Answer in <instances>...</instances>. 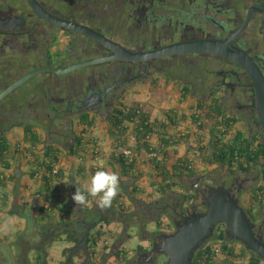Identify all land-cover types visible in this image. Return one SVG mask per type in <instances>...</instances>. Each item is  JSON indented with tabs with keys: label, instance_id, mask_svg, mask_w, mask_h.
Listing matches in <instances>:
<instances>
[{
	"label": "flooded vegetation",
	"instance_id": "1",
	"mask_svg": "<svg viewBox=\"0 0 264 264\" xmlns=\"http://www.w3.org/2000/svg\"><path fill=\"white\" fill-rule=\"evenodd\" d=\"M35 2L51 17L92 29L133 52H149L191 39L221 40L230 50L243 52L264 81V0ZM109 54L111 51L96 40L42 17L28 0H0V92L34 69L66 68ZM142 90L147 94L146 101L162 109L190 110L200 102L217 99L224 116L236 119L234 132L241 130L249 139L264 144L252 76L230 58L213 53L108 61L63 74L43 71L0 100V136L25 124L61 126L50 131L61 136L68 126L69 147L81 115L98 117L99 111H104L107 119L113 108L127 102L128 106L143 109L140 103L130 104ZM262 178L259 164L250 170L232 169L220 178L208 173L200 175L189 186L195 194L192 201L200 199L192 203V209L205 210L201 191L227 189L244 210L249 203L253 205L258 219L251 215L249 218L254 231L263 237L264 210L258 215L259 203H251ZM141 254L144 253L135 258L136 264L143 259Z\"/></svg>",
	"mask_w": 264,
	"mask_h": 264
},
{
	"label": "trees",
	"instance_id": "2",
	"mask_svg": "<svg viewBox=\"0 0 264 264\" xmlns=\"http://www.w3.org/2000/svg\"><path fill=\"white\" fill-rule=\"evenodd\" d=\"M172 111L166 112L165 117H154L151 118L149 112L144 111L139 106L132 107L128 104H122L119 107L113 108L109 117L107 118V131L110 143L116 147L127 145L128 135H134V151L135 157L132 159H124L120 155L112 157L115 163H118L120 168L125 174L127 172L133 173L136 170L137 158L149 152H157V148L151 143L148 135L156 134L159 140V144L162 147L161 154L162 158L168 157L167 148L175 145L177 142L174 140L175 137L169 136L166 132L169 126H178L179 121L185 117H177V115H171ZM192 122L196 125L197 130L200 132L197 139V149L200 153V160L204 163L213 162L226 166L229 170L232 169H246L250 170L254 165L259 164L262 173L263 182L255 189L254 195L252 196V204L259 203L258 215L264 210V144L259 142L257 139H249L241 130H236L232 137L228 138V132L236 124V119L224 116L223 109L219 105L217 99H212L208 102H200L196 105L195 112L191 116ZM96 116L85 113L80 116V122L78 124V131L74 132V141L68 147V149H61L55 146L53 143L45 142L35 126L32 124H25L22 126V136L18 141L11 142L8 136H0V166L2 171L0 175H3L4 170L10 168V161L15 157L19 156L22 158L28 157L27 164L30 166V177L32 179L38 178L40 182V192L44 197V204L40 207V211L46 213L51 211L53 207L63 212V221H58V224H64L65 218L71 216L70 220L74 221L73 225H67L61 231L53 233L48 242L44 241L36 246L35 259L33 264H47V251L45 247L48 243L54 241H68L72 242L73 246L63 251L65 261L63 264H74L73 253L78 247L83 246L84 251L87 254V262L83 264H94L93 259L96 255V241L100 235L99 227L102 223H107L109 218L103 217L102 215L94 216L89 209L86 211V207L81 206V211L84 217L79 221L75 222L77 217L76 212L73 208L68 205L57 192L59 184H65L63 179H66L62 167L59 162L62 156L75 157L80 160L79 169L84 171L83 156L90 153V157L93 159H99L102 155V150L98 147L90 136L93 125L95 123ZM131 127V128H129ZM207 132L209 139L207 143L208 152H204L205 148L202 145L204 139L203 133ZM185 137L181 136V139ZM155 161V160H154ZM156 162V161H155ZM53 170H56L53 172ZM156 170L160 180L156 182L157 191L164 195L166 190H171L175 186H183V178L194 177L197 174V169L193 165L191 159L180 157L175 160L171 165H158L156 164ZM91 173L94 175L95 169L90 168ZM137 171V170H136ZM141 172L138 171L137 177L140 178ZM1 180V179H0ZM84 186V185H83ZM81 186L79 189H81ZM127 194L130 197H134L135 194L141 193L143 190L131 187L126 189ZM121 192L119 191L115 199L113 200V207L119 210L120 218L130 220L135 215H128L122 213L125 211L122 205L118 204V199ZM176 197L177 203H190L194 198L195 194L182 189L181 194ZM92 197H89V200ZM8 197L4 196L2 202L6 204ZM181 203V204H182ZM253 205L250 204L247 210V215H251L252 219L257 220V216L253 214ZM88 210V209H87ZM134 214V213H133ZM87 215V217L85 216ZM130 218V219H129ZM34 226L38 231L43 232L46 230L44 226L53 225L51 223L43 222L40 223L36 218L33 220ZM157 227L161 226V222H156ZM226 232V226L223 223L216 224L213 230L212 239L218 242L220 253L226 260H236L248 255L247 264H263V260L257 257L256 253L247 249L241 245L240 250L237 252L234 243L239 242L236 240H229ZM83 244H81L82 242ZM22 247L21 254L25 255L27 249L31 247L30 241H20ZM82 248V247H81ZM238 249V248H237ZM148 248H143L138 245L135 248V252L138 254L146 252ZM127 252L118 250L114 253V264H122L127 261ZM221 257L214 251L213 241H205L199 249L194 252L192 257V264H221ZM27 259L25 262L27 263ZM29 262V261H28Z\"/></svg>",
	"mask_w": 264,
	"mask_h": 264
},
{
	"label": "crops",
	"instance_id": "3",
	"mask_svg": "<svg viewBox=\"0 0 264 264\" xmlns=\"http://www.w3.org/2000/svg\"><path fill=\"white\" fill-rule=\"evenodd\" d=\"M146 92L143 90L136 96L137 103H140L144 105L145 108H143L144 111L149 112L151 115V118L154 117H165V113L168 111H172L171 115H177V117H181L182 115H185L184 118H182L179 121L178 126H169L168 129H166L164 132H166L169 136L174 138V140L177 142L175 145H172L167 148L168 152V157L166 159L162 158L161 150L162 147L159 144L158 136L156 134H151L149 140L151 143L157 148V152H149L147 154L144 153V155H141L140 157L137 158L136 162V170H134L133 173L127 172L125 174L123 170L120 168L118 163H115L112 159V157H117L123 155L117 154L115 152L116 147L115 145L114 148L107 150L101 148L102 150V157L99 159H92L89 154H85L83 156V166H84V171H80L79 169V163L80 160L75 157H72L76 162L73 164V168H67L65 164V159L61 157L59 165L62 167V171H64V174L66 175V179H63V182L65 184H59V189H58V196H60L68 205H70L73 210L76 212L77 217L75 219V222L79 221V218H83L84 215L80 213L81 211V206L75 205L74 200L72 199V196L74 195L76 188L79 190V188L83 185H85L89 179L93 176V174L90 171V168H92L93 163H102L103 167H101L99 170H95V172L100 171V170H106L110 172H115L118 174L120 177V197L118 199V204L122 205L125 209L124 212L122 213H127L130 210H133L134 213L136 214L133 218L130 220L126 221L125 223L123 222V218L121 219L120 212L117 208L109 207L110 214H102L103 217H110L109 221L107 223L103 222L100 229L103 231V238H104V247L101 251H98L93 259L94 264H114V253L118 250L126 251L127 252V259L126 262L122 264H136L133 261V258L137 253L135 252V248L138 245H141L143 248H148L151 246L150 241L151 237L155 235L156 232L154 233H149L145 231L144 224L146 222H152L153 225H156V222L159 220L161 222V226H159L161 229H163L164 232H172L175 228V223L171 220L170 216L168 213H172L173 210H177L178 207L182 206L185 207L186 204L188 203H182L179 202L177 203L176 196L177 194H181L182 189L184 191L188 190V184L191 182H195L196 178L199 177L200 175H203L205 173L211 174L212 176H217L220 178L223 176L225 173L230 171L226 166H223L222 164H217L213 162H208L204 163L200 160V153L198 152L197 149V139H198V134L200 132L197 130L196 125L192 122L191 116L193 114V111L195 110L196 107H191V109H186V108H181V109H162L153 106L152 103L148 102L145 100L146 97ZM153 100V99H152ZM129 104V102H127ZM149 104V105H148ZM195 106V105H194ZM194 108V109H192ZM185 112V113H184ZM97 119V117H96ZM185 121L184 124H181V121ZM100 122V124H98ZM96 125H99V127H106L107 128V119L105 122H102V120L95 121L93 127ZM182 125H184L182 127ZM36 130L39 132L41 137L43 138V130L39 129V127H35ZM131 128V127H129ZM79 127L75 126L74 130L75 132L78 131ZM93 129V128H92ZM174 129V132H171V130ZM15 134L17 136H12V133L9 132L7 135L9 140L11 142L18 141L21 136H22V128H15ZM92 131V130H91ZM234 134V127L232 128L231 131L228 132L227 137L230 138ZM106 136H108V131L106 133ZM133 134L128 135V141L127 145H123L125 147H129L133 151V157H135L136 153L134 151L135 143H134V138L132 139ZM181 136L185 137L184 139H181ZM204 139L201 142L203 147L205 148L204 152H208L207 150V143L209 136L207 132L205 131L203 133ZM44 139V138H43ZM94 139V138H93ZM95 141V139H94ZM96 143V141H95ZM154 153V154H151ZM67 157V156H66ZM180 157H185L188 159H191L193 162V165L197 169V174L194 177L190 178H183V186L179 187L178 185L173 187L171 190H166V193L164 195L160 194L156 189H157V184L156 182L160 180V177L158 176V172L156 170V164L160 165H171L172 163L175 162L177 158ZM124 158V157H123ZM28 157L22 158V157H15L10 161V168L8 170L3 171V175H0V215L1 213H5L6 215H17L22 217L24 220H26V223H30L32 226V232L31 236L29 237L30 245L31 247H35L39 245L40 243L48 240H50V237L53 233H56L58 231H61L67 225H73L74 221L70 220L72 217L67 216V219L65 218V223L63 224H58V221H63L64 217L60 210H58L56 207H53L51 211H47L46 213L41 212L39 209L42 205L44 204V197L41 195L40 192V182L38 178L32 179L30 177V166L27 164ZM128 159V158H124ZM156 162H155V161ZM106 162V163H105ZM2 171V168L0 166V172ZM69 171L70 176L71 173H73L74 176V182L70 183L68 181V173ZM141 172V177H137V173ZM72 176V178H73ZM70 177V179H72ZM131 187H136L137 189L143 190L141 193L135 194L134 197H130L127 194L126 189ZM4 196L8 197V201L5 203L2 202V198ZM163 200L162 206L163 210L161 213V217H154L153 219L147 218L146 213L149 212L147 210V207L149 205H158L160 201ZM90 201H92L88 206L87 209L91 208L95 203L94 198H91ZM192 202V201H191ZM252 202V201H251ZM182 203V204H181ZM250 205V203H249ZM145 208V209H144ZM144 209V211H142ZM183 212V211H182ZM87 217V215H85ZM144 217V218H143ZM37 219L40 223L47 222L51 223L53 225L50 226H44L46 230L43 232L38 231L36 226H34V219ZM81 218V219H82ZM143 218V219H142ZM115 220L116 222V227L111 228L109 225V222ZM0 221H1V216H0ZM137 221V222H136ZM138 222H141L142 227L144 228V236L142 239L145 242L143 244H137L135 248H128L125 244V239L127 237H130L129 232L130 231H137L136 226H138ZM133 228H131V226ZM14 226H16V233H20L22 230V227L19 223H16ZM13 226V227H14ZM157 226V225H156ZM167 229V230H164ZM161 233L160 231H157ZM14 234L15 232L13 230H5L0 226V241L9 243L13 241L14 239ZM19 235V234H18ZM142 237V236H141ZM25 240L24 237L18 238V241L14 242L15 245L20 246V241ZM61 240L54 241L52 243H48L47 246L45 247L47 251V264H63L65 261V256L63 255V251L67 248H70L73 246L72 242L70 243V246L67 247H62L59 245L58 242ZM82 242V241H81ZM82 242L81 244H83ZM21 247V246H20ZM59 247V248H58ZM82 247V248H81ZM30 248V247H29ZM34 248V252H27L25 255L20 256L21 254V249L19 250V247L17 248V254L14 256V264H33L32 262L35 259L36 255V250ZM149 249V248H148ZM240 249L236 248V251L238 252ZM143 253V252H142ZM248 255H245L242 258H245ZM25 259L29 260L30 262L27 261L25 262ZM240 259V258H239ZM237 260H226L223 256V258L220 259L221 264H237ZM73 261L74 264H83L84 262H87V254L83 249V246L78 247V252L77 249L73 253ZM264 263V260H263ZM0 264H12L9 252L7 248L4 245L0 244ZM156 264H161L160 262H156Z\"/></svg>",
	"mask_w": 264,
	"mask_h": 264
},
{
	"label": "water",
	"instance_id": "4",
	"mask_svg": "<svg viewBox=\"0 0 264 264\" xmlns=\"http://www.w3.org/2000/svg\"><path fill=\"white\" fill-rule=\"evenodd\" d=\"M28 1L42 17L96 40L111 51V54L83 60L66 68L34 69L0 92V100L29 78L46 70L63 74L108 61H145L169 55L213 53L230 58L250 73L256 86L258 121L264 129V81L262 74L243 52L230 50L226 42L213 38H199L175 42L149 52H133L92 29L51 17L40 10L35 0ZM201 194L205 201V210H192L188 214H180L181 221L175 223L174 230L165 233L158 232L156 238L151 241L150 248L141 254L143 259L137 264H156L155 261L159 257H161V264H192L194 252L205 241L212 238L214 227L219 223L225 224L226 232L231 239L241 242L247 249L255 252L257 257L264 259V239L254 231L249 216L238 204L234 194L219 187L205 189L201 191ZM0 244L10 250L7 243L0 241Z\"/></svg>",
	"mask_w": 264,
	"mask_h": 264
},
{
	"label": "rangeland",
	"instance_id": "5",
	"mask_svg": "<svg viewBox=\"0 0 264 264\" xmlns=\"http://www.w3.org/2000/svg\"><path fill=\"white\" fill-rule=\"evenodd\" d=\"M132 103H137V100L135 102H131L130 104H132ZM186 109H188V108H186ZM99 113H101V115H99L95 121L102 120V122H105L106 121L105 112L104 111H99ZM184 123H185V121L183 120V121H181L180 125L181 124H184ZM98 124H100V122ZM7 126H8V124L5 127H7ZM183 126L184 125H182V127ZM36 127H39V129H42L43 130L42 133H45V134L47 133V137H46L45 134L43 135L44 140L46 142L53 143L55 146L60 147L61 149H64V150L65 149H68L67 147H68V144L70 142L69 127L68 126H65L64 127L65 128V131L62 132L63 135L61 133V136H57V135H55V133H53V135H52V133H50L51 129H52V131L53 130L56 131L58 128L60 129L61 126L60 127H57V126L54 127V126H49L48 125V126H36ZM10 132L12 133V136H17V134H15L16 132H15L14 129H11ZM171 132H174V129H172ZM89 133H90V136L95 139L96 145L98 147H101V148L104 147L105 150H107L108 148H109V150L112 149V148H114V146L110 143L109 137L106 136V133H107V128L106 127H99V125H96L95 127H93L92 131L89 132ZM99 157H102V155L99 156ZM62 158L65 159V164H66V167L67 168H70V169L73 168L72 166H73L74 162H76V161L74 159H72V157L62 156ZM67 173H68V181L70 183H73L74 182L73 173H71V176L69 174L70 173L69 171H67ZM72 176H73V178H72ZM70 177L72 179H70ZM189 186H190V184H188V191H191V189H190ZM176 197H179V195L177 194ZM195 201L196 200H194V201L186 204L185 207L180 206V207L177 208V210L174 209L171 214L168 213L169 216H170V218H171V220L174 223H176L178 221H181L180 214H185L187 212V210H190V209L191 210H194V209H192V205H193L192 203L195 202ZM199 201H200V199H197L196 202H199ZM161 203H163V200L160 201L159 204L156 205V206L151 204V205H149L147 207V210H149V212L146 213L147 218L149 217V219H151V218L153 219L154 217H161L162 210L164 209ZM89 209H90V211L92 213H94V216L102 215L104 213L110 214V211L108 210L109 208H106V209L100 208L96 204H94L93 206H91V208H89ZM144 209L142 211H144ZM86 211H89V210L86 209ZM196 211H203V210L201 208H198V210H196ZM133 213H134L133 210H130V211L127 212L128 215H131V214L132 215H135V213L134 214ZM0 216H1L0 226L3 229H5V230H10L11 229V230H13L15 232V234L13 236L14 237L13 241L10 242V244L8 243V245L10 246V250L7 249L8 252H9V256H10L11 262L13 263L14 256H16V254H17V248L19 247V250L21 249V247L18 246V245H15L14 242L18 241V238H20V237H24L25 240H28L29 241V237L31 236V232H32V226L30 225V223H26V220H24L22 217L17 216V215H12V214L11 215H9V214L6 215L5 213H1ZM109 216H108V218H110ZM126 221H128V220H125L123 222L125 223ZM115 222H116L115 220H112V221L109 222V225H110V227L112 229L116 227V223ZM16 223H19L21 226H23L22 227V230L20 231V233H18L19 235L15 231L16 230V226H14V225ZM137 224H138V226H136L137 231H135V232L134 231H130L129 232L130 237H127L125 239V244H126V246L128 248H135V246L137 244H139V243L140 244H143L145 242L144 240H146V239H142L143 236H144V233H143L144 228H145V231H147L149 233L156 232L155 235L153 237H151V240L155 239L156 238V235L159 234L157 231H160L161 233H165L163 231V229H161L160 227H157L156 225H153L152 222H146L144 224V228L142 227L141 222H138ZM133 226L134 225H132L131 228H133ZM164 230H167V229H164ZM262 236H263L262 238L264 239V234ZM227 237L229 238V240H233V239H230L229 236H227ZM58 243L62 247L70 246V243L68 241H60ZM150 243H151V241H150ZM237 243L238 242L234 243V245H235V247L237 246V248H239L241 245H240V243L239 244H237ZM20 244H21V242H20ZM34 248L35 247L28 248L27 249V252H29V251L34 252L33 251ZM148 248H150V247H148ZM137 256L138 255H135L134 256L132 262H134V260H135V258ZM160 258L161 257H159L158 260L155 261V262H160ZM237 264H247V256L245 258L238 259L237 260Z\"/></svg>",
	"mask_w": 264,
	"mask_h": 264
},
{
	"label": "clouds",
	"instance_id": "6",
	"mask_svg": "<svg viewBox=\"0 0 264 264\" xmlns=\"http://www.w3.org/2000/svg\"><path fill=\"white\" fill-rule=\"evenodd\" d=\"M120 190V177L115 172L106 170L97 171L89 181L81 188L77 189L72 199L77 206L87 207L94 198L96 205L100 208H109ZM214 239H209L208 241Z\"/></svg>",
	"mask_w": 264,
	"mask_h": 264
},
{
	"label": "built area",
	"instance_id": "7",
	"mask_svg": "<svg viewBox=\"0 0 264 264\" xmlns=\"http://www.w3.org/2000/svg\"><path fill=\"white\" fill-rule=\"evenodd\" d=\"M134 138V135L132 136V139ZM147 138H150V135L147 136ZM115 152L117 154H121L123 155L124 158H131L133 156V151L132 149H130L129 147H125V146H119L118 148H116ZM154 154V153H151ZM101 167H103L102 163H93L92 164V168L95 170H99ZM56 170H53V172H55ZM214 243V251L221 257L223 258V255L220 253L219 251V247H218V242L216 240H213ZM104 238H103V231L100 233V235L98 236V239L96 241L95 247H96V252L101 251L104 247ZM126 252V251H125Z\"/></svg>",
	"mask_w": 264,
	"mask_h": 264
},
{
	"label": "bare ground",
	"instance_id": "8",
	"mask_svg": "<svg viewBox=\"0 0 264 264\" xmlns=\"http://www.w3.org/2000/svg\"><path fill=\"white\" fill-rule=\"evenodd\" d=\"M99 231H100V229H99Z\"/></svg>",
	"mask_w": 264,
	"mask_h": 264
}]
</instances>
